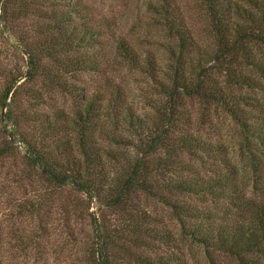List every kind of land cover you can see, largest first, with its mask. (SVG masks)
<instances>
[{
  "label": "trees",
  "instance_id": "trees-1",
  "mask_svg": "<svg viewBox=\"0 0 264 264\" xmlns=\"http://www.w3.org/2000/svg\"><path fill=\"white\" fill-rule=\"evenodd\" d=\"M84 1L0 0V13L9 8L11 19L15 14L42 22L38 38L25 51L27 80L77 99L71 113L30 114L35 129L21 139L26 165L51 190L82 194L96 208L127 217L119 231L92 225L91 263L110 264L113 235L120 232L137 250L173 242L169 231L154 227L158 221L132 208L142 194L157 198L178 223L180 235L207 259L216 252L237 264H264V200L244 196L250 187L264 194V0H199L205 41L192 35L172 0H148L152 25L167 40L162 45L165 70L160 71L161 60L152 53L139 55L124 39L115 41L124 66L155 86L154 107L145 118L126 106L117 87L109 91L102 85L89 94L62 81L101 71L107 19L97 18ZM14 93L13 84L5 88L1 108ZM194 106L208 122L218 110L232 123L239 140V156H234L248 166L246 180L241 181L227 145L211 143L196 130ZM193 196L198 207L184 198ZM136 258L138 264L173 263L162 256Z\"/></svg>",
  "mask_w": 264,
  "mask_h": 264
},
{
  "label": "rangeland",
  "instance_id": "rangeland-1",
  "mask_svg": "<svg viewBox=\"0 0 264 264\" xmlns=\"http://www.w3.org/2000/svg\"><path fill=\"white\" fill-rule=\"evenodd\" d=\"M147 1L85 0L97 18L107 19L108 28L99 51L101 71L62 80L74 87L85 88L89 94L102 85H107L109 91L117 87L126 106L136 116L144 118L152 113L153 101L156 100L153 95L155 86L144 75L124 66L116 55L115 41L124 39L139 55L152 53L161 60L160 71L165 70L162 45L167 40L153 27L152 15L145 5ZM172 1L176 15L181 16L192 35L205 41L206 17L201 2ZM9 12L8 8L5 15L0 13V97L12 84L15 89L11 99L6 100L7 107H0V259L4 264H92V225L100 223L119 231L127 217L113 216L101 207L96 208V203L82 194L51 190L26 165L21 139L28 138L35 129L30 114L57 110L71 113L76 109L77 99L47 83L27 80L25 51L27 45L38 38L40 30L37 29L42 22L15 14L11 19ZM199 111L198 106L190 108L193 123L199 125L196 130L202 132L205 140L225 144L233 156H239V140L232 123L218 110L211 122L200 118ZM121 135L126 136L124 130ZM121 152L126 153L124 149ZM235 156L233 164L238 167L241 181H244L249 177L248 166L239 163ZM244 196L256 201L264 200V194L253 191L251 187ZM175 197L180 198L178 195ZM184 198L191 205L199 206L200 201L196 197ZM133 202L132 208L136 207L158 221L160 225L154 227L169 231L173 242L165 246L150 242V246L137 250L125 234L117 233L113 235V246L108 253L110 264H138V255L142 259L168 257L172 264H209V259L213 264H237L231 257L216 252L210 253L207 259L202 249L180 235L178 223L172 220L168 209L157 198L140 194ZM218 205L215 206L217 209ZM215 207L210 204L208 209H214L212 214L218 219L221 214Z\"/></svg>",
  "mask_w": 264,
  "mask_h": 264
}]
</instances>
